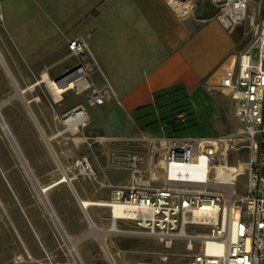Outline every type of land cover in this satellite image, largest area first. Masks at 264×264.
I'll return each instance as SVG.
<instances>
[{
    "label": "rangeland",
    "instance_id": "374dc122",
    "mask_svg": "<svg viewBox=\"0 0 264 264\" xmlns=\"http://www.w3.org/2000/svg\"><path fill=\"white\" fill-rule=\"evenodd\" d=\"M217 12L218 8L210 0H198L194 11L193 8L186 9L182 16L177 15L182 20L193 18L214 20ZM2 16L0 7V27ZM5 16L7 18V14ZM251 17L254 18L255 24L263 21L264 0H250L247 21L238 24L228 33L236 45L234 55L250 49L253 61L256 62L257 50L254 45L256 38L250 25ZM41 24L36 29L39 39L45 37L50 30L46 22ZM198 27L199 24L196 28ZM15 53L18 55L16 51ZM22 60L24 63L28 62L27 59ZM67 62L70 63L69 70H72L78 60L71 57ZM96 71L98 72L93 76V80L105 84L99 68ZM41 76L42 72L30 74L34 82L41 80ZM89 82L92 83L91 80ZM213 82L215 84L203 92L204 96L201 98L203 104H196V108L192 105L191 110L204 107L209 112L211 109L214 113L211 116L213 123L204 116L198 119L195 125L173 135L232 138L235 148L229 152V164L237 166L240 163H247L250 161L251 153L244 147L248 143L239 141L240 126L233 117L230 99L219 89V79H214ZM90 92L91 90H88L82 95H77L75 91L70 90L62 96L63 100L59 103L61 106L53 104L55 96L45 83L22 93L19 83L0 57V116L11 134L10 139L0 124V264H76L69 250L71 244L82 264H114L108 253L115 264H188L191 252L186 249L185 241L176 240L170 248H166L153 238L129 233L136 230L135 224L131 222H119L116 226L118 232H109L112 220L109 210L104 207H93L88 210L96 227L90 229L88 218H85L79 209L71 192L69 194L49 192L63 185L58 183L63 173L60 167L67 170L71 162L77 158H87L96 176L92 181L79 178L73 182V187L77 188L80 196L84 192L94 195L96 201L105 202L111 196L114 187L128 184L131 173L125 166L127 157L137 155L143 160L142 167H147L149 140L159 136L157 133L154 134L158 127L149 126L148 131L141 130L129 114L112 105H106L101 109L90 107L87 104ZM220 97L229 99L227 107L219 103ZM33 98H38V101H32ZM192 99L195 100V96H192ZM79 105L85 107L89 117L86 126L73 135L63 124V116L54 121L53 115ZM38 109L51 125L46 126L43 122L45 127L43 130L49 135L58 133L60 135L53 139L47 137L45 133L46 140L51 139L47 140V143L40 133L39 122L35 123L33 120ZM178 110L169 103L159 108L158 113L161 117L163 112H167L168 117H172L179 113ZM170 130L167 129L166 134H169ZM25 168L27 171L31 169L29 171L31 178ZM36 180L43 185L49 184L44 186L49 188L47 198H56L58 220L64 231H60L55 225L38 196L33 185L38 184ZM79 184L82 185L79 187ZM236 184L238 193L245 194L247 186L245 170L237 177ZM74 189L70 187L73 192ZM62 234L67 237V243Z\"/></svg>",
    "mask_w": 264,
    "mask_h": 264
},
{
    "label": "built area",
    "instance_id": "2783aa9c",
    "mask_svg": "<svg viewBox=\"0 0 264 264\" xmlns=\"http://www.w3.org/2000/svg\"><path fill=\"white\" fill-rule=\"evenodd\" d=\"M210 1L218 8L214 20L227 32L247 21L250 0ZM250 25L257 61L250 49L243 50L216 74L219 89L228 95L240 126L239 141L248 143L244 147L251 153L250 161L244 163L245 194L237 191L238 172H232L229 180L218 176L217 167L229 164V152L235 148L232 138L162 134L149 140L147 167H142L139 156L127 157L128 184L114 187L109 201L94 202L109 210L112 226L134 223L136 230L129 233L153 238L166 248L176 240L185 241L191 252L188 264H264V19L258 24L251 19ZM68 48L78 62L53 82H74L76 86L70 90L77 95L91 90L87 96L90 107L104 105L108 97L117 100L109 85L99 90L89 82L97 63L87 42L76 39ZM76 115L85 121L78 123L76 132L70 130L73 135L86 126L85 107L76 106L62 118L67 126L66 120ZM62 176L68 179L65 184L73 186L79 178L92 181L96 173L91 162L81 157L74 159ZM103 203L107 205H99ZM116 209L120 214H115Z\"/></svg>",
    "mask_w": 264,
    "mask_h": 264
},
{
    "label": "crops",
    "instance_id": "0c3cea01",
    "mask_svg": "<svg viewBox=\"0 0 264 264\" xmlns=\"http://www.w3.org/2000/svg\"><path fill=\"white\" fill-rule=\"evenodd\" d=\"M0 7L3 13L0 57L21 91L33 90L43 84L41 80L32 81L31 73H46L50 80H55L69 70L71 67L67 61L71 55L68 44L82 38L97 63L90 77L94 88L102 90L109 85L117 97V100L108 97L105 104L97 109L106 105L121 108L141 130L148 131L147 127L155 126L158 128L154 134L160 135L164 134L162 128L172 118L167 112L160 117L158 109L169 103L175 108L181 105L180 98L185 97L182 104H187L188 110L176 114L174 119L191 115L196 122L205 116L213 123L211 109L209 112L204 107L191 110L192 105L196 108V104L203 102V92L215 84L216 74L234 56L235 42L216 20H182L167 0H0ZM42 22H46L50 30L39 39L36 29ZM20 58L27 59V64ZM98 68L105 84L93 80ZM32 101L37 102L38 98ZM61 102L53 97V104L61 106ZM219 103L227 107L229 99L220 97ZM53 104L51 108L55 111ZM70 109L54 114L53 120ZM33 118L35 123L39 122L42 128L39 130L46 143V136L53 139L60 136L59 133L49 135L43 130V122L46 126L51 125L40 109L36 110ZM163 118L167 119L161 122ZM155 121L158 123L151 124ZM37 183L33 185L38 196L55 225H60L56 198L49 199L40 193L41 186L49 184ZM70 187L74 189L63 183L49 192H71L79 209L90 221L91 216L83 210L80 200L104 201H96L94 195L85 192L80 196L77 188L73 192Z\"/></svg>",
    "mask_w": 264,
    "mask_h": 264
},
{
    "label": "bare ground",
    "instance_id": "6f19581e",
    "mask_svg": "<svg viewBox=\"0 0 264 264\" xmlns=\"http://www.w3.org/2000/svg\"><path fill=\"white\" fill-rule=\"evenodd\" d=\"M167 1L170 4V7L173 9V11L176 14H178L179 16H182L186 12V9H192L194 7V5H195V0H188V2H181L179 0H167ZM251 18L254 20L253 17H251ZM40 83H45L47 85V87L52 91V93L55 96L56 100L59 99L62 94L67 93L70 89H72L73 87L76 86V84L74 82H69L66 85H64L65 83L59 85V84L53 82L52 80H50L46 73L42 74ZM30 90H31V88H30ZM21 92H23V91H21ZM84 121H85V118L83 116L76 115V116H71L70 118H68L66 120L65 124L68 126L69 130H71L72 132H76L78 123H82ZM0 124H1V126L3 128V130L6 132L7 137H9L11 139V134L9 133L8 127L2 121L1 116H0ZM47 140L49 141V139H47ZM60 168L62 169V172H63V168L62 167H60ZM244 170H245V165L243 163H240L237 166H233V165H229L228 164L227 166L224 165V166L217 167L218 176L222 177L225 180H229L232 172H234V171L238 172V175H237V177H238L240 175V173H242ZM29 171H27V169H26V172H27L28 176L31 178V176L29 174ZM65 181L68 182V179L64 180V178L62 176V178L58 181V183H62L63 184V183H65ZM48 189L49 188H47V187L41 186L40 193L42 195H44V197H46ZM80 205L83 208V210L86 211V212L90 209V207L97 206L93 201L86 200V199L80 200ZM99 205L105 206L107 204L103 203V204H99ZM47 209L51 213V211H50V209L48 207H47ZM115 214L116 215L120 214V211L116 209L115 210ZM89 222L91 224V228L92 229L96 228L94 223H93V221L90 220ZM109 232L116 233V232H118V230L116 229L115 226H112V228L109 230ZM62 237H63L65 243H67V237L65 235H63V234H62ZM71 242H72V240H71ZM69 250H70L71 255L75 254V252L73 251V244L70 245V249ZM109 255L110 254L108 253V256ZM109 258L115 264V262L113 261L111 255L109 256Z\"/></svg>",
    "mask_w": 264,
    "mask_h": 264
},
{
    "label": "trees",
    "instance_id": "16d2710c",
    "mask_svg": "<svg viewBox=\"0 0 264 264\" xmlns=\"http://www.w3.org/2000/svg\"><path fill=\"white\" fill-rule=\"evenodd\" d=\"M181 94L183 95L184 93L182 92ZM180 99H181V101L183 103L186 98L183 97V98H180ZM182 103H181V105H179V106L174 108V109H179L178 110L179 111L178 114H183V113H185L188 110L187 109V104H182ZM174 117L175 116L172 115V117H170V118H172V120H169L166 123V125L162 128L163 133H164L165 136H168V137L175 136L173 134L179 133L181 130L187 129L189 126L196 124V122H194V120L191 119V115H186V116H184L181 119H174ZM166 119L167 118L161 119V122L166 120ZM157 123H158V121H155V122H153L151 124H157ZM151 124H149V125H151ZM167 129H171L169 134H166ZM177 137H179V136H177Z\"/></svg>",
    "mask_w": 264,
    "mask_h": 264
},
{
    "label": "water",
    "instance_id": "95a60500",
    "mask_svg": "<svg viewBox=\"0 0 264 264\" xmlns=\"http://www.w3.org/2000/svg\"><path fill=\"white\" fill-rule=\"evenodd\" d=\"M51 213H52V211H51ZM54 216V215H53ZM56 221V220H55ZM59 224L57 223V226H58ZM58 228H59V230L61 229V231H63V229L61 228V226L59 225L58 226ZM73 256V259H74V261L76 262V264H82L81 263V261L79 260V258H78V256H77V254L75 253L74 255H72ZM110 256V255H109Z\"/></svg>",
    "mask_w": 264,
    "mask_h": 264
}]
</instances>
